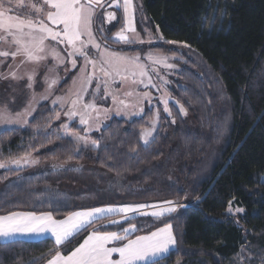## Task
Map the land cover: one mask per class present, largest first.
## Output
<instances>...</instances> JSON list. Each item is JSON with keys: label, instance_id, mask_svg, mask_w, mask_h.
I'll list each match as a JSON object with an SVG mask.
<instances>
[{"label": "trees", "instance_id": "16d2710c", "mask_svg": "<svg viewBox=\"0 0 264 264\" xmlns=\"http://www.w3.org/2000/svg\"><path fill=\"white\" fill-rule=\"evenodd\" d=\"M142 1L163 40L125 45L107 38V46L127 56L177 57L181 70L171 91L187 117L172 108L175 123L161 118L147 146L140 133L151 128L153 111L132 121L113 118L90 134L98 149L79 148L60 133L57 109L41 104L25 127L0 132V163L35 154L42 165L59 168L0 170V215L52 212L61 219L90 207L184 203L178 215L133 218L140 230L130 238L171 223L177 244L159 264H264V0ZM118 13L116 24L101 23L109 36L124 26ZM232 202L243 215H227ZM111 219L97 220L63 246L51 238L0 240V264H46L50 250L67 255L93 230L129 226L128 220L106 226Z\"/></svg>", "mask_w": 264, "mask_h": 264}, {"label": "snow or ice", "instance_id": "6c2138e0", "mask_svg": "<svg viewBox=\"0 0 264 264\" xmlns=\"http://www.w3.org/2000/svg\"><path fill=\"white\" fill-rule=\"evenodd\" d=\"M105 5L109 8L114 6L123 10L126 29H121L116 33V38L119 41L125 43L153 42L150 33L148 41L139 39L138 34L133 39L125 35V31L136 33L133 0H122V3L121 0H41L39 4L31 3L30 0H0V46L8 45L7 48L0 47V57L11 56L13 60L16 57H21V65L25 63L39 64L41 61L48 60L49 57L55 61L50 68L45 65L47 72L52 75L44 76L48 87L41 99H48V96L52 95L54 86L60 82L56 68L70 62L71 69L75 70L77 69V59H82L83 63L78 69L79 75L72 80V88L64 96H56L52 104H58L61 108L65 104L70 105L65 112L69 121L79 117V125L84 126L89 132L93 130V125L90 123L94 119L93 113H96L98 118L101 111L95 103V99L101 91V84L107 90L108 80L105 79L106 77L113 78L112 82L114 83L116 77L124 81L130 74L133 77V83L138 82L144 88L156 87L152 83L153 78L150 74L156 72V69L143 63L139 54L127 56L111 51L104 37L98 41L93 25L96 20L100 19L96 16L97 10L104 8ZM105 14L108 21L116 19L115 11H107ZM95 31L103 33V27L99 26ZM159 39L163 40L162 34ZM49 41L55 42V44L48 43ZM166 43L175 44L177 42L169 40ZM59 45H64L65 48L59 50ZM89 46L95 50V55L90 54ZM184 47H190V45L184 44ZM174 58L154 55L152 52L147 55L148 61H151L152 64H162L167 68L174 67V65L167 63L169 59ZM64 70L68 71L67 68ZM97 72H99V76ZM11 75L14 78H21L16 76V72H12ZM25 75L29 81H33L36 75L35 69L25 73ZM137 78L139 79L137 80ZM145 78L147 79L146 83ZM94 79L97 83L93 86ZM27 87L32 88V83H29ZM89 89H93L91 94ZM89 95H91V99L85 102V97ZM108 95L111 93L106 91L103 98L106 99ZM125 95L131 96L132 92H127ZM143 96L147 98L149 93L144 92ZM32 100H36L35 94H33ZM116 102V97L112 96V103L115 104ZM161 102L164 105V112L171 116L168 99L162 98ZM119 103L124 104V101L120 100ZM175 103L179 105V101H175ZM179 108L181 112L186 114L182 105H179ZM109 110L103 109L104 112ZM142 111L143 109H141ZM28 114L30 113L25 109L24 112H17L15 119H13L7 106H5L0 111V120H4L7 124L27 123L26 120L22 121L21 117ZM56 118L59 119V113H57ZM158 119L159 111L157 110L151 128L144 129L140 133L145 146L151 142L150 138L153 136ZM172 123L175 121L172 120ZM62 127L65 136L69 137L74 145L88 146L89 141L84 136L70 132L68 123L62 124ZM95 130L99 131L98 125ZM91 145L94 149L100 147L98 141H91ZM78 151L79 148H77ZM132 151H136V149L133 148ZM11 163L19 166L20 160H13ZM6 166L5 163H0V168ZM163 203L168 207H162L150 213L140 210L149 207L156 208L157 205L128 204L90 207L71 212L61 219H57L52 212L38 214L34 211H11L0 215V239L11 240L17 235L51 234L54 237V244L63 246L71 243L82 230L87 231L88 228H91L97 220L104 217L105 213L124 214V219L129 221V226L123 228L122 234L117 231L93 230L79 246L67 255H64L59 247L50 250L51 258L48 259L47 264H147L149 261L159 264L158 258L169 253L170 249L177 244L172 224L166 223L163 227H159L147 235H138L135 239H131L129 234L140 229L131 222L132 217L128 214L150 215L160 219L166 214L176 211V208L172 206L173 201H164ZM237 211L243 210L237 209ZM112 223L118 222L112 221ZM124 241L126 243H123ZM113 242L120 243L118 246L109 247L108 245ZM114 254H118V258L113 259Z\"/></svg>", "mask_w": 264, "mask_h": 264}, {"label": "rangeland", "instance_id": "374dc122", "mask_svg": "<svg viewBox=\"0 0 264 264\" xmlns=\"http://www.w3.org/2000/svg\"><path fill=\"white\" fill-rule=\"evenodd\" d=\"M30 2L39 4L41 0H30ZM121 3H122V0H121ZM133 9H134V27L136 29V33L125 31V35L129 36L130 39H133L138 34L139 39L148 41L149 33H150L153 42L152 43L145 42L146 44L153 45L155 43L161 42L162 40L159 39L160 34L155 33L151 29L149 19L143 9V1L133 0ZM21 11H23V9H21ZM107 11H115L116 19L113 21H108L107 16L105 14ZM118 12L123 13V10L117 9L114 6L109 8L107 7V5H105L104 8L98 9L96 16L100 17V19L96 20L98 22L97 25L102 26L101 25L102 23L105 25V27H110L111 25L116 24L118 14H119ZM138 26H140V29H142L144 34L140 33ZM93 28H94V25H93ZM121 29H126L125 19H124V26ZM102 36H104L106 39L107 38L110 39L111 41L115 43H121L125 45L130 44V43H125L123 41H119L116 38V34L109 36L107 34V30L106 32L103 31ZM98 41H100L99 38H98ZM48 43L55 44V42H51V41H49ZM135 44L141 45V43L139 42H135ZM0 47L7 48L8 45H2ZM64 48H65L64 45L58 46L59 50H63ZM89 50H90V54L95 55V50L92 49L91 46H89ZM153 54L160 55L157 53H153ZM147 55L148 53L146 54L143 53L141 55L142 62L145 64H149L156 69V72L150 73L153 78L152 83L155 84L156 87L153 88L149 86L148 88H144L143 85L139 84L138 82L133 83L132 82L133 77L130 74L128 75V78L124 81H121L119 77H116L114 83L112 82L113 78L106 77L105 79L108 80L107 90H105V86L101 84L100 85L101 91L95 99V103L101 109V111L98 115V118H97V114L93 113L94 119L90 121V123L93 125V130L90 132L87 131L84 126L79 125L78 123L79 117H76L73 120L69 121L68 117L65 115V112L69 109L70 105L65 104L64 107L61 108L58 104L57 105L52 104V101L55 99L56 96H64L69 91L68 90L62 94L60 93L59 88L63 84V82L67 80L69 77L72 76L73 79H75L79 75L78 69L83 63L82 59H79V58L77 59V69L75 70L71 69L70 62H66L65 65H61L58 68H56V74L59 75L60 82L56 86H54L52 95L48 96V99L45 100V99H41V96L45 94V90L48 87L47 82L44 80V76L52 75L47 72L45 65H47L48 68L53 66L55 61L51 57H49V59L46 61L39 62V64L25 63L22 65L20 63L21 57H16L15 60H13L11 56L7 58L0 57V111H2L5 106H7L8 112L11 114L13 119H15L17 112H24L25 109H27L28 112L30 113L28 115L21 117V120L22 121L26 120L27 123L7 124L4 120H0V132L5 131L7 129H18L19 127L21 128L25 127L30 122V119L33 117V115L37 112L40 105L43 103H48L50 105V108L57 109L54 119L56 123L60 124L59 130H60V133L63 135V137H67V136H65L64 134V129L62 127V124L68 123L70 132L75 133L80 136H84L89 141V144L87 147L83 145H76L79 148L92 147L91 141L93 140L90 137V134L94 132H99L105 127H107L113 118H119V119L124 118V119L132 121L135 118L143 117L146 111H153L152 112L153 113L152 120H153L156 118V113L158 110L159 119L155 126V131L153 132V136H154L155 132L157 131V128L160 125L161 118L166 117V118H169L170 121L173 120L172 108H175L180 114H182L183 118L187 117V113L184 114L183 112L180 111L179 105L181 104L179 103V105H177L175 103L176 100L174 99L172 91H171L175 89V86L178 80L177 79L178 73L181 70L180 66L177 64V60L179 59L177 57L174 59H169L167 63L174 65V67L167 68V67H164L162 64H152L151 61H148ZM168 57H171V56H168ZM65 68L68 69L67 72L64 70ZM33 69H35L36 75L33 81H29L25 73H29ZM12 72H16V76L21 77V78H14L11 75ZM97 75L98 76L100 75L99 72H97ZM66 77L67 79H65ZM138 79L139 78H137V80ZM164 81H167V83H164ZM146 82H147V79L145 78V83ZM29 83H32V88L27 87ZM96 83L97 81L94 79L93 86ZM70 88H72V85ZM92 91L93 89H89L90 94ZM106 91L107 93H111V95H108L107 98L105 99L103 97H105ZM127 92H132V95L131 96L125 95V93ZM144 92L149 93V96L147 98L143 96ZM33 94H35L36 96L35 101L32 100ZM112 96L116 97L117 102L115 104L112 103ZM162 98L168 99L169 101L168 107L171 111V116H169L167 113L164 112L163 110L164 105L161 102ZM90 99H91V95L86 96L85 102H88ZM120 100H123L124 104H120L119 103ZM30 104H31V107H29ZM105 108L110 109V110L108 112H104L103 109ZM141 109H143L142 112H141ZM57 113H59V119L56 118ZM152 120H151L150 126H152ZM74 125L77 128L84 129V134L77 130L76 131L72 130L71 127ZM97 125L99 127V131L95 130V127ZM153 136L150 138L151 141L153 140ZM19 160H20L19 166H17L14 163H11V161H8V163H5L7 166L4 168H0V170H3V169L8 170V171L9 170H19V171L20 170H30L32 172L34 170L37 171V170L50 169V168L52 170H55L59 168L56 165L55 166L49 165V164L42 165L39 162L35 154L22 157ZM262 179L264 180V177ZM137 204L157 205L156 208L149 207V208L140 210L141 212H149V213L152 211L159 210L162 207H168V205H165L163 202H160V203L148 202V203H137ZM183 205L184 203L180 204L178 202H173L172 206L176 208V211L171 214H166L164 217H170L172 215L180 214ZM114 206H117V205H114ZM237 209H242V208H240L237 203L232 202L229 206L227 215H230L232 217H240L241 215H243V211H237ZM128 215L131 216L132 219L137 218V217H143V218L151 217L150 215L145 216V215H139V214H134V213H130ZM104 217H109L113 219L117 218L116 221L118 223H116L115 225H120L126 222V220L124 219V214L105 213ZM111 220L107 221L105 225H109L107 223H109Z\"/></svg>", "mask_w": 264, "mask_h": 264}, {"label": "crops", "instance_id": "0c3cea01", "mask_svg": "<svg viewBox=\"0 0 264 264\" xmlns=\"http://www.w3.org/2000/svg\"><path fill=\"white\" fill-rule=\"evenodd\" d=\"M154 218V217H153ZM102 219V218H101ZM117 219V218H116ZM116 219L114 218V219H112L109 223H107V224H109V225H106V226H113V225H115L116 223H112V221H116ZM100 220V219H99ZM128 227V226H127ZM120 233L122 234V231H120ZM133 234H135V232H132V233H130L129 234V237L131 236V235H133ZM46 238H51V239H53V241H54V237H52L51 236V234H45V235H17V236H15V237H13L11 240H3V239H0L2 242H4V243H9V242H12V241H23V240H25V241H28V242H35V241H40V240H44V239H46ZM136 237H134V238H131V239H135ZM83 242V241H82ZM81 242V243H82ZM118 243H120V242H113V243H110L108 246L109 247H112V246H118ZM123 243H126V241H124ZM176 247V246H175ZM175 247H172L171 249H170V251H169V253H167V254H165L164 256H162V257H159L158 258V260H161L162 258H164V257H166V256H168L170 253H171V251H173V249L175 248ZM116 258H118V254H114V256H113V259H116ZM48 261V260H47ZM152 261H149V262H147V264L148 263H151ZM46 264H47V262H46Z\"/></svg>", "mask_w": 264, "mask_h": 264}]
</instances>
